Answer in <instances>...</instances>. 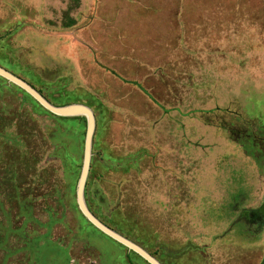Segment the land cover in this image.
Here are the masks:
<instances>
[{
    "label": "rangeland",
    "instance_id": "1",
    "mask_svg": "<svg viewBox=\"0 0 264 264\" xmlns=\"http://www.w3.org/2000/svg\"><path fill=\"white\" fill-rule=\"evenodd\" d=\"M0 68L92 112L104 225L160 264H264V0H0ZM85 133L0 77V264H148L78 208Z\"/></svg>",
    "mask_w": 264,
    "mask_h": 264
},
{
    "label": "water",
    "instance_id": "2",
    "mask_svg": "<svg viewBox=\"0 0 264 264\" xmlns=\"http://www.w3.org/2000/svg\"><path fill=\"white\" fill-rule=\"evenodd\" d=\"M0 77L8 80L9 82L15 84L22 90H24L27 94H29L39 105H41L48 112L63 118L68 117H76L81 116L86 119V133L84 138V151H83V165L81 174L78 180L77 188H76V200L78 204V208L84 218L92 224L97 230L101 233L114 240L115 242L123 245L134 253L138 254L143 260H145L148 264H160L153 257H151L146 251H144L139 246L135 245L131 241L122 237L102 222H100L87 208L84 202V188L88 175L89 165H90V157H91V145L92 138L95 128V121L92 112L80 105H72L68 107H54L50 103H48L35 89H33L30 85L22 81L21 79L13 76L12 74L6 72L2 68H0Z\"/></svg>",
    "mask_w": 264,
    "mask_h": 264
},
{
    "label": "flooded vegetation",
    "instance_id": "3",
    "mask_svg": "<svg viewBox=\"0 0 264 264\" xmlns=\"http://www.w3.org/2000/svg\"><path fill=\"white\" fill-rule=\"evenodd\" d=\"M262 205H261V207L259 208L260 209V211L262 210V209H264V200H262V203H261ZM262 208V209H261Z\"/></svg>",
    "mask_w": 264,
    "mask_h": 264
},
{
    "label": "crops",
    "instance_id": "4",
    "mask_svg": "<svg viewBox=\"0 0 264 264\" xmlns=\"http://www.w3.org/2000/svg\"><path fill=\"white\" fill-rule=\"evenodd\" d=\"M77 258V257H76ZM77 260H78V258H77ZM79 264V263H78Z\"/></svg>",
    "mask_w": 264,
    "mask_h": 264
}]
</instances>
